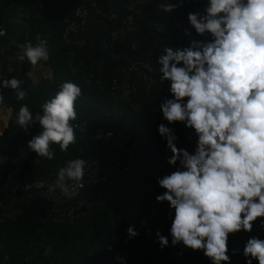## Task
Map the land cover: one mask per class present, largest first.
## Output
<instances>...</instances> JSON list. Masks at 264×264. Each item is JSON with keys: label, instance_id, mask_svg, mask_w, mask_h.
Segmentation results:
<instances>
[{"label": "trees", "instance_id": "trees-1", "mask_svg": "<svg viewBox=\"0 0 264 264\" xmlns=\"http://www.w3.org/2000/svg\"><path fill=\"white\" fill-rule=\"evenodd\" d=\"M156 1L144 6V17L136 32L142 40L141 46L150 48L157 57L159 45H166L169 38L175 42L177 29L181 47L198 37L185 25L187 13L199 12L205 0H183L171 14L157 7L163 0ZM99 2L104 5V0ZM82 3L83 0H0V24L6 30L0 37V76L21 79V87L27 93L24 100L18 101L14 90L0 88V96L4 97L0 106L12 110L7 127L0 133V151L7 156L0 164V184L6 182L8 174L16 167L12 158L21 148L29 150L27 141L40 131L38 124L23 131L14 123L19 105L27 104L35 115L63 81H72L81 88L75 104L77 118L72 121L76 142L69 145L66 152H61L57 144H51L54 153L51 160L29 150L28 158L20 163L19 176L31 180L45 177L75 157L84 158L87 164L98 160L108 166L113 162L107 155L117 151L127 154L134 149L135 139L139 142L137 159L129 171L117 173L116 179L122 184L120 190L112 189L104 180L88 185L80 198L94 197L95 189L102 190L103 196L96 198L90 209L80 206L75 199L62 202L60 211L67 215L59 220L55 219L56 208L37 192L1 190L0 264H121L116 257L124 258L125 264H210L201 250L171 245L168 233L171 214L167 202L155 200V196L164 191L157 185L156 178L175 170V166L166 162L171 152L158 134L157 126L164 123L172 128L177 148L183 147L190 153L196 140L193 130L182 122L168 124L163 119L159 104L170 98L164 82L159 81L147 89L133 69L121 68V64L131 62L112 55L105 40L117 27L113 21L88 20L83 24L84 29L78 28L76 33L65 36L68 24L80 20L76 9ZM161 24L165 27L163 34L155 28ZM186 28L190 35L184 34ZM151 31L156 35L149 34L148 40L142 38V33ZM37 38L47 41L48 60L36 66L26 59L17 60V44L26 40L35 44ZM129 38L124 37V44ZM123 49L133 60L136 59L133 55L140 52L120 43L114 46L115 52ZM29 72L31 76L27 75ZM115 79H126L135 85V91L123 95L116 90ZM261 219L264 217L253 222L250 232L241 230L229 234L230 264H245L242 253L249 237L264 239V230L259 226ZM130 225L138 235L128 239L126 229ZM157 230L169 238L163 248L155 235ZM233 249H238L235 255ZM253 264L257 261L253 260Z\"/></svg>", "mask_w": 264, "mask_h": 264}, {"label": "clouds", "instance_id": "clouds-1", "mask_svg": "<svg viewBox=\"0 0 264 264\" xmlns=\"http://www.w3.org/2000/svg\"><path fill=\"white\" fill-rule=\"evenodd\" d=\"M182 2L163 0L157 7L171 14ZM201 9L187 13V21L196 34L209 38L191 39L175 49L167 42L156 59L158 79L168 82L171 94L159 111L168 124L182 122L193 130L196 140L190 153L177 148L172 128L157 126L171 152L166 162L175 170L156 178L164 191L155 200L167 202L172 246L201 250L210 264H230L229 234L250 232L253 222L264 217V0H205ZM5 31L0 24V37ZM184 34L190 35L187 28ZM17 49L16 59L33 66L49 58L44 39L26 40ZM22 84L15 76H0V88L14 90L18 101L27 95ZM80 95L78 84L63 81L35 115L27 104L19 105L14 123L23 131L40 127L27 141L36 156L51 160V144L66 152L76 142L72 121ZM86 165L82 157L65 161L48 190L75 196L77 187L84 186ZM259 226L264 230V219ZM126 233L128 239L138 235L132 225ZM155 235L161 248L168 245L167 236L159 230ZM242 254L245 264H264V239L249 237ZM116 259L125 264L124 258Z\"/></svg>", "mask_w": 264, "mask_h": 264}, {"label": "built area", "instance_id": "built-area-1", "mask_svg": "<svg viewBox=\"0 0 264 264\" xmlns=\"http://www.w3.org/2000/svg\"><path fill=\"white\" fill-rule=\"evenodd\" d=\"M156 0H104V5L101 6L99 0H83V3L77 7V16L80 18L72 20L68 24V29L65 33V36L69 33H76L78 28L84 29V23L88 20L91 22H100L103 21L104 18L113 21L116 24V28L112 29L109 32V37L106 38V45L108 44V48H110V53H113L117 59H124L129 60L131 64L123 63L121 64V68L124 69H133L137 75L139 76L140 82L142 85L150 89L154 87L158 82V67L159 65L156 63L157 57L154 55L152 50L149 48L144 49L141 46L142 40L139 37L137 29L140 28L141 22L140 20L143 19L144 13L143 8L144 6L152 3ZM157 2V1H156ZM158 3V2H157ZM202 11V9H200ZM199 11V12H200ZM185 25H189L188 22ZM158 27H164L162 24L159 26H155L156 30ZM158 32V31H157ZM165 27L162 32L164 33ZM155 31L142 33V38L148 40V35L155 36ZM128 35L129 42L124 44L125 40L124 37ZM181 39V36L179 37ZM207 35L200 36L196 38L197 40H204L208 39ZM120 43L123 46H130L132 50L140 51L133 56L136 57L135 60L130 56V53L124 51V49L120 52L114 51L115 44ZM168 43L173 49L176 47H181V44H178V29L176 31V40L173 43L171 39H168ZM158 45L159 42L156 41ZM165 45H159L157 48L164 47ZM138 54L140 56H138ZM166 85V89H168V82H164ZM115 84L117 85L118 92L122 93L125 96H128L131 92L135 91L136 87L134 84L128 82L126 79L120 80L115 79ZM168 92V91H167ZM169 97L171 98V94L169 93ZM138 140L135 139L133 142L134 149L130 152H124L123 154L120 152H114L108 154L106 158L112 160L113 164L108 166L100 163L98 160L91 162L86 165L85 175L82 178V185L77 187L76 191L77 194L71 198H67L63 196L59 189H55L53 191H49V185L52 184L56 178V172L52 170L47 176L31 180L27 178H21L19 176V172L21 170L20 163L25 160L24 156L17 155L15 159L12 158L13 162L16 164L15 169L8 174L7 180L5 183L0 184V191L12 189L15 191L24 190L30 192H37L38 194L45 197L46 200L50 201L51 204L56 208V220H59L62 216H65V212H61L59 205L62 202L71 201L75 199L77 204L82 207H86L90 209L95 201L96 198L103 196L102 190L95 189L93 191L94 197L90 199H82L80 198V194L88 185H96L100 183L102 180L106 181L107 184L111 186L112 189L120 190L122 188V184L118 182L117 173L124 174L125 172L129 171L130 165L136 161L137 159V152L139 151L138 147ZM7 159L6 155L0 153V164L3 163ZM67 183H71L70 181ZM71 211H73L71 209ZM70 211V212H71ZM85 211V210H84Z\"/></svg>", "mask_w": 264, "mask_h": 264}, {"label": "crops", "instance_id": "crops-1", "mask_svg": "<svg viewBox=\"0 0 264 264\" xmlns=\"http://www.w3.org/2000/svg\"><path fill=\"white\" fill-rule=\"evenodd\" d=\"M2 107H3V108H1L2 109V112L0 111V119H3L4 116H5L6 120L9 121L10 115L9 116H6V114H7L8 109H11V108H8L6 106H2ZM11 112H12V110H11ZM29 154H30V152L26 148H21L19 150V152L17 153V155L24 156L25 159L28 158Z\"/></svg>", "mask_w": 264, "mask_h": 264}, {"label": "rangeland", "instance_id": "rangeland-1", "mask_svg": "<svg viewBox=\"0 0 264 264\" xmlns=\"http://www.w3.org/2000/svg\"><path fill=\"white\" fill-rule=\"evenodd\" d=\"M2 106H0V111L2 112ZM11 114V109H8L6 116H9ZM8 120H6L5 116L3 119H0V133L3 132V130L7 127ZM189 129V128H188Z\"/></svg>", "mask_w": 264, "mask_h": 264}, {"label": "water", "instance_id": "water-1", "mask_svg": "<svg viewBox=\"0 0 264 264\" xmlns=\"http://www.w3.org/2000/svg\"><path fill=\"white\" fill-rule=\"evenodd\" d=\"M11 115V114H10ZM3 155H5V153H3L2 151H0ZM17 157V155H15L14 157H13V159H15Z\"/></svg>", "mask_w": 264, "mask_h": 264}]
</instances>
